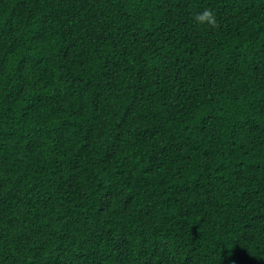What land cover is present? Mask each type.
<instances>
[{"label":"trees","instance_id":"1","mask_svg":"<svg viewBox=\"0 0 264 264\" xmlns=\"http://www.w3.org/2000/svg\"><path fill=\"white\" fill-rule=\"evenodd\" d=\"M0 264H264V0H0Z\"/></svg>","mask_w":264,"mask_h":264},{"label":"clouds","instance_id":"2","mask_svg":"<svg viewBox=\"0 0 264 264\" xmlns=\"http://www.w3.org/2000/svg\"><path fill=\"white\" fill-rule=\"evenodd\" d=\"M195 19L198 23H205L207 22L208 24H213L214 23V17L212 13L205 9L204 11L197 13L195 16Z\"/></svg>","mask_w":264,"mask_h":264}]
</instances>
